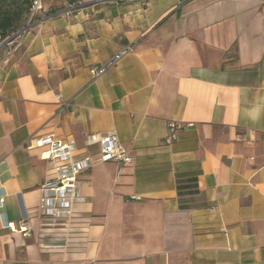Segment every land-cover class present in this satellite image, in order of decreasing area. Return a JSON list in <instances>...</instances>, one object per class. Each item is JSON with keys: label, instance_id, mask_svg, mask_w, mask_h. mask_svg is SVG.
<instances>
[{"label": "crops", "instance_id": "crops-1", "mask_svg": "<svg viewBox=\"0 0 264 264\" xmlns=\"http://www.w3.org/2000/svg\"><path fill=\"white\" fill-rule=\"evenodd\" d=\"M68 5L44 0L0 55V264H264V0ZM108 132L133 162L83 172L73 233L42 234L53 163L28 139L96 160L86 137Z\"/></svg>", "mask_w": 264, "mask_h": 264}, {"label": "built area", "instance_id": "built-area-1", "mask_svg": "<svg viewBox=\"0 0 264 264\" xmlns=\"http://www.w3.org/2000/svg\"><path fill=\"white\" fill-rule=\"evenodd\" d=\"M29 1L31 3L30 17H40L44 13V0ZM74 7L76 6H70V8ZM27 29L24 27L17 31L12 35L14 38L4 44H13L5 52L6 57L20 48V38ZM13 40L15 41L12 42ZM131 50L132 47L123 48L104 65L92 68L90 70L92 77L96 78L102 75L108 67L117 63ZM60 106L62 110L68 108L70 103L61 101ZM182 128L183 125L180 123L169 122L165 142L173 141L177 132ZM85 145L97 146L98 159L95 160L87 154L78 153V148L71 138L57 136L53 133L34 135L28 139V143L25 145L27 149H37L40 158L53 163L50 177L40 185L41 198L38 209L41 211L43 220L42 234H55L59 230L62 231V234L73 233L75 224L73 206L85 201V197L81 196L79 191V177L83 172L96 162H115L119 165H130L133 162V157L113 132L104 135H88ZM5 227L14 231V223L8 222ZM18 230L24 235H28L27 228L22 224Z\"/></svg>", "mask_w": 264, "mask_h": 264}, {"label": "trees", "instance_id": "trees-1", "mask_svg": "<svg viewBox=\"0 0 264 264\" xmlns=\"http://www.w3.org/2000/svg\"><path fill=\"white\" fill-rule=\"evenodd\" d=\"M74 3L72 0L68 2V4ZM30 5L29 0H0V41L11 37L24 26L26 27L27 22L32 24L40 19L41 16L30 17Z\"/></svg>", "mask_w": 264, "mask_h": 264}, {"label": "rangeland", "instance_id": "rangeland-1", "mask_svg": "<svg viewBox=\"0 0 264 264\" xmlns=\"http://www.w3.org/2000/svg\"><path fill=\"white\" fill-rule=\"evenodd\" d=\"M62 1H65V2L68 4V2H69L70 0H62ZM72 1H74L75 3H74V4H69V5H68L69 7H70V6H75V5H78V4H82V3H86V2H88V1H92V0H72ZM53 7L56 8V6H51V9H53ZM26 24L29 25L30 23L27 22ZM24 27H25V26H24ZM21 29H22V28H21ZM21 29H20V30H21ZM6 39H7V38H6ZM6 39L0 41V44L3 43V41H5ZM15 40H16V39H15ZM15 40H13L12 42H14ZM12 45H13V44L10 43V44H8V45H4L2 48H0V55L5 54V52L8 50V48L11 47Z\"/></svg>", "mask_w": 264, "mask_h": 264}, {"label": "water", "instance_id": "water-1", "mask_svg": "<svg viewBox=\"0 0 264 264\" xmlns=\"http://www.w3.org/2000/svg\"><path fill=\"white\" fill-rule=\"evenodd\" d=\"M95 1H97V0L88 1V2H86V3H87V4H90V3L95 2ZM86 3H85V4H86ZM28 27H29V25L26 26V29H27ZM13 38H14V36H11V37L7 38L5 41H3V43L0 44V47H1L2 45H4L5 43L10 42Z\"/></svg>", "mask_w": 264, "mask_h": 264}]
</instances>
